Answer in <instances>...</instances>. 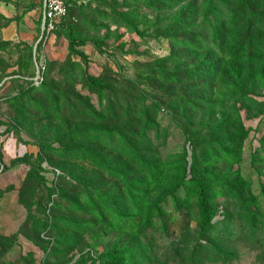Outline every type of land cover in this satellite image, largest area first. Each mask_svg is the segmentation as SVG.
I'll return each mask as SVG.
<instances>
[{
    "label": "rangeland",
    "instance_id": "obj_1",
    "mask_svg": "<svg viewBox=\"0 0 264 264\" xmlns=\"http://www.w3.org/2000/svg\"><path fill=\"white\" fill-rule=\"evenodd\" d=\"M31 1L0 0V264H107L115 251L120 264H264V81L245 63L250 52L229 71L234 82L224 66L206 91L164 80L183 74L176 67L186 61L173 48L219 53L212 0H87L42 37L41 0L28 14ZM176 26L183 28L176 33ZM184 35L198 47L182 42ZM70 38L84 44L71 50ZM45 74L54 90L43 96ZM94 81L109 89L94 88ZM108 104L149 151L148 165L136 161L127 170L134 192L84 153L105 155L114 170L110 147L117 145L94 113ZM71 132L84 135L70 143ZM72 147L84 151L59 153ZM63 158L92 170V188L68 181ZM138 180H146L142 197ZM196 186L209 201L208 227L200 223ZM95 188L120 197L118 208L103 204L98 221L80 195ZM49 210L80 226L51 224Z\"/></svg>",
    "mask_w": 264,
    "mask_h": 264
},
{
    "label": "trees",
    "instance_id": "obj_2",
    "mask_svg": "<svg viewBox=\"0 0 264 264\" xmlns=\"http://www.w3.org/2000/svg\"><path fill=\"white\" fill-rule=\"evenodd\" d=\"M262 3H264V0H238L237 4L235 5L231 4V0H229L228 3H225V0L210 1L208 12H210V15L213 18H215V24L211 30L212 41L218 42L219 53L218 52L216 53L213 49H207V48L206 49L198 48L197 49V51H199L198 54H195L194 52L191 51L187 52L186 49L174 50L175 48H173L172 50L174 51V55L178 57V60L186 61L184 62L183 65H179L176 67L179 68V70L183 71V74L182 75L177 74L176 76H170V77L165 76L164 80L167 83L175 84L176 86L190 83L191 86H188L187 88L200 86L203 87L206 91V88H208L209 86L212 87L214 79L217 77L221 68L224 66L225 75L229 78L230 82H234V78L228 76L229 71L233 72L232 69L234 67L236 68L237 66H239V61L242 60V57L240 56L241 53H246L248 51L250 52V56L248 57L249 63L247 62L245 63L247 64L250 73H252L255 76L256 80L264 81V8H262V13L259 11H255L257 10L258 5ZM73 7H76V5H72L71 7L68 8V16ZM188 17H189V12H185L182 20L184 22H187ZM253 19H256V21L258 22V25L256 27H253V24L251 23V20ZM205 22L211 24L209 23L210 21L208 20V18H205ZM176 27H177L175 29L176 33H178L180 29L183 28L180 26H176ZM130 28H132L134 32L138 33L141 36V33L137 30L135 26H131ZM39 29H40V21L38 28V31L40 33ZM198 36L200 35L196 33L193 39L194 40L197 39ZM188 37L189 36L187 35L182 36V40H183L182 42L188 41V43L192 44L193 40L188 39ZM199 43L200 42L195 41V44L192 45L195 48V45L197 44L196 47H198ZM83 44H84L83 42L75 41L74 39L70 38L69 48L72 50L74 45H83ZM200 52L201 54H199ZM76 55L84 59L82 53L77 52ZM225 61L227 62L226 64ZM235 74L237 77L241 78L239 72ZM45 77L46 74L43 75V81L40 83V86L43 89V92L41 93L43 96H46L48 94L50 95L54 90L53 85L45 84ZM247 80H251V79H247ZM243 81L244 80H242V82ZM170 84L168 85L169 89H171ZM92 85L96 89L99 88L109 89L108 86H106L101 82L94 81L92 82ZM233 88L235 91L239 89L237 87V83L233 84ZM35 101H37V98H35ZM117 108L118 107L114 106L113 104H108L106 110L105 108L101 109L102 114H100L98 111L94 112L97 116L96 117L97 120H99V123L102 124V127L104 128L105 125V129H109L110 131V135H108L109 143L113 145L114 142V144L117 145L115 148L110 147V150L113 151L112 153L115 154L112 156L115 157L109 155L111 156L110 158L114 159V161L116 162L114 170L105 162V158H104L105 155L100 156V154L95 153L93 151H89V150L84 151L79 147H72V148H66L64 150H60L59 153H65L63 156L66 157L69 153L74 154L84 151V153L91 158L90 159L91 162L95 161L97 169H100L102 171L108 170L109 174L114 178V181H116V183H119L121 185L124 184L125 186L128 187V191H133L134 189L132 190V186H130L132 185V182L129 181L131 173L127 172V170H130L129 168H133V164L136 163V161L137 162L142 161L143 163H145V161L150 162L149 159L144 156L145 154H149V151L146 150L145 148L144 149L140 148V144L142 143L141 140H139L140 136L138 134V130L130 129L131 127L130 122L127 120L125 121L123 118L121 119L120 115L117 112ZM128 109L129 108L127 107L126 109L127 112H129ZM143 113L144 111L141 112V114ZM115 122H118L119 126H116V128H112V129L110 127L111 125H109L108 127V124H113ZM71 125L72 124H70V126ZM83 135L84 134L77 135L75 132L74 133L71 132L70 134H68V136L72 137L70 143H73V138L75 136L78 138L79 137L82 138ZM64 137L62 139H64ZM120 156H123L122 161L119 158ZM125 156L128 157V159L124 158ZM63 160L64 161L62 162V166L68 167L66 173L69 177L68 181L70 183L74 182L78 189L80 187L92 188L91 186L92 183H90L91 185L87 184V181L89 182L90 180H92V175H93L92 170L90 171L87 170L84 166L80 165L78 162L73 161L69 163V161L66 158H63ZM144 165H148V164L145 163ZM3 168L6 169V167ZM159 175H161V173H159L158 176ZM151 177L152 179L155 178L153 174ZM97 182L101 183V181H97ZM138 184H139V189L138 188L135 189L136 193L141 197H142V193L144 195H146V193L148 194L147 191L144 192L142 191V193L138 192L141 189V185H143V189H145L144 187L146 186V180H142ZM93 190L94 193L99 197L98 199L92 198L93 194H91V191ZM80 195L82 198H85L84 203H86L88 207H91L93 212H96V214L95 213L92 214L94 217H96L94 218L96 219L95 221H98L101 218L103 219V214L106 213L105 212L106 208L105 206H103V204H105L107 208H109L110 203L113 205L116 203V198L118 199L120 198L117 190L111 195L107 190L102 191L98 188L86 189L85 195H83L82 193ZM195 198H196L195 203L197 206V212L199 214L201 226L208 227L211 218V212H210L211 208L209 205L207 195L205 194V191L201 186L200 187L196 186ZM74 204L78 206L80 205V203L77 202V200L75 201ZM54 206L52 207L54 208ZM115 207L118 208L117 204L114 205V208ZM48 213L50 216L51 224L55 222L56 225L58 223H65L72 225L71 223H73L76 225V227L80 226V222L77 220H71L66 222L63 221V219L58 220L59 216L52 217L53 215L52 210H49ZM81 223L84 224V222ZM47 224L48 221H44V225ZM71 236L72 233L69 235V237ZM118 256H119L118 252L116 251L112 252L110 254V260L107 264H120V258H118Z\"/></svg>",
    "mask_w": 264,
    "mask_h": 264
},
{
    "label": "built area",
    "instance_id": "obj_3",
    "mask_svg": "<svg viewBox=\"0 0 264 264\" xmlns=\"http://www.w3.org/2000/svg\"><path fill=\"white\" fill-rule=\"evenodd\" d=\"M86 2L87 0H45L41 29H39L43 32V36L52 34L62 26L68 16L69 7L85 4ZM40 81H42V78H40Z\"/></svg>",
    "mask_w": 264,
    "mask_h": 264
},
{
    "label": "crops",
    "instance_id": "obj_4",
    "mask_svg": "<svg viewBox=\"0 0 264 264\" xmlns=\"http://www.w3.org/2000/svg\"><path fill=\"white\" fill-rule=\"evenodd\" d=\"M30 6L32 5H37V2H36V0H32L31 2H30V4H29ZM37 7H32L31 9H30V12L28 13V14H32V13H34L33 11L36 9ZM40 11H41V18H40V29H41V22H42V18H43V0H41V4H40ZM40 32H41V30H40Z\"/></svg>",
    "mask_w": 264,
    "mask_h": 264
},
{
    "label": "water",
    "instance_id": "obj_5",
    "mask_svg": "<svg viewBox=\"0 0 264 264\" xmlns=\"http://www.w3.org/2000/svg\"><path fill=\"white\" fill-rule=\"evenodd\" d=\"M44 3H45V0H43V8H44ZM40 36L41 37L43 36V32L42 31L40 32Z\"/></svg>",
    "mask_w": 264,
    "mask_h": 264
}]
</instances>
